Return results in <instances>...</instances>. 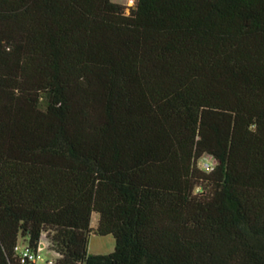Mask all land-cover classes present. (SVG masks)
Wrapping results in <instances>:
<instances>
[{
    "label": "trees",
    "instance_id": "16d2710c",
    "mask_svg": "<svg viewBox=\"0 0 264 264\" xmlns=\"http://www.w3.org/2000/svg\"><path fill=\"white\" fill-rule=\"evenodd\" d=\"M42 237L54 264H264V0H0V264Z\"/></svg>",
    "mask_w": 264,
    "mask_h": 264
},
{
    "label": "rangeland",
    "instance_id": "374dc122",
    "mask_svg": "<svg viewBox=\"0 0 264 264\" xmlns=\"http://www.w3.org/2000/svg\"><path fill=\"white\" fill-rule=\"evenodd\" d=\"M115 3H118L124 7L125 13L129 11L131 7H133L135 0H112ZM214 164L213 158H211L208 155H203L198 161L197 165L198 167L202 169H210L212 165ZM98 214L92 213L91 222L90 225L92 228L95 227L96 221H97ZM43 242L47 245L48 242L45 239V237H42ZM115 240L114 237L111 234L107 235H99L96 233L91 232L88 235V246L87 251L91 254H103V253H109L114 249ZM42 253L45 257H54V254L51 253V251L47 249H43Z\"/></svg>",
    "mask_w": 264,
    "mask_h": 264
},
{
    "label": "built area",
    "instance_id": "2783aa9c",
    "mask_svg": "<svg viewBox=\"0 0 264 264\" xmlns=\"http://www.w3.org/2000/svg\"><path fill=\"white\" fill-rule=\"evenodd\" d=\"M43 249H47L48 251L50 250L48 248V244L46 245L42 239L35 248H31L27 244L23 243H17L13 248L16 256L22 261H27L32 264H54L56 254L50 250L51 253L54 254V257L47 258L42 253Z\"/></svg>",
    "mask_w": 264,
    "mask_h": 264
}]
</instances>
